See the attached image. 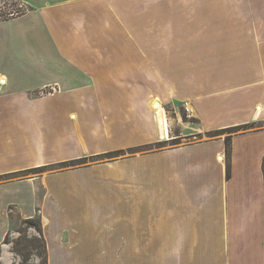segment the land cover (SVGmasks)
Segmentation results:
<instances>
[{
    "label": "crops",
    "instance_id": "crops-1",
    "mask_svg": "<svg viewBox=\"0 0 264 264\" xmlns=\"http://www.w3.org/2000/svg\"><path fill=\"white\" fill-rule=\"evenodd\" d=\"M19 1L0 20V246L8 204L38 203V178L10 175L161 138L156 101L204 132L264 125V0ZM224 140L49 174L46 264H264V126ZM110 199L126 217L107 231Z\"/></svg>",
    "mask_w": 264,
    "mask_h": 264
},
{
    "label": "rangeland",
    "instance_id": "rangeland-1",
    "mask_svg": "<svg viewBox=\"0 0 264 264\" xmlns=\"http://www.w3.org/2000/svg\"><path fill=\"white\" fill-rule=\"evenodd\" d=\"M26 7L23 3L19 0H0V19H9L15 17L17 15V11H24ZM53 91L51 88H45L40 90L34 95H41L46 94ZM188 103V102H187ZM184 104V103H183ZM179 106L174 111V108H165L164 112L167 117V125L170 138L166 140H162V138H157V140H153L150 142H140L138 145L129 148L128 150H121V151H110L106 152L105 154H101L98 156H91L88 155L86 158H82L79 160H71L66 161L61 164H52L38 169H31L25 171L23 173H19L15 175H10V180L13 178H21V179H30L34 180L35 177V194L38 199V203L35 206V210L33 211L32 219L26 218L21 215L18 211V208L14 204H8V219L9 224L7 226V233L5 239H3V244L0 246V255L3 256V263L4 264H46V252L43 243V237L41 232L37 231V224L41 223L40 220V202L43 198V194L45 189L48 187L49 183L52 186H57L58 182L55 178L50 179L48 175L54 171H61V170H78L79 168L88 167L97 165L104 161H111L117 157L122 156H130L137 153H147L152 151L158 150H168L170 148H174L177 146H182L183 144H187L194 141L209 139L211 137H223L225 140L228 137L229 140L224 143L226 147V151L228 152L229 143L231 137L235 134H239L248 130L256 129L257 127H261L264 125H259L257 127H241L226 129L224 131H219L215 133L214 131L211 132H204L201 127L199 126V121L193 115L191 109H189L188 104L186 105V109L184 105ZM190 113V114H189ZM155 127L156 137H159L157 134V127L155 120H153V124ZM263 139V138H262ZM263 171H264V158H263ZM15 176V177H13ZM40 177V178H39ZM28 194L27 192H23V195H18L20 202H24V204L28 201ZM111 200V199H110ZM112 204V200L109 202L103 203V205L99 204V207L96 209V212H101L99 224L103 230L107 228V231H110V228L116 227V225L121 226L125 225V210L123 212V207L126 206L122 204V212H119L112 217L109 215L110 207ZM123 214L124 218L121 217ZM113 236V234H112ZM124 240V235H123ZM177 240V238H176ZM173 244V243H172ZM171 245V244H170ZM176 261V252H166L164 254V261L161 264H175ZM1 264V262H0Z\"/></svg>",
    "mask_w": 264,
    "mask_h": 264
},
{
    "label": "bare ground",
    "instance_id": "bare-ground-1",
    "mask_svg": "<svg viewBox=\"0 0 264 264\" xmlns=\"http://www.w3.org/2000/svg\"><path fill=\"white\" fill-rule=\"evenodd\" d=\"M156 111H157V129L159 136L163 139L170 138L168 133V125H167V119L163 112V109L161 108L160 104L157 103L155 105Z\"/></svg>",
    "mask_w": 264,
    "mask_h": 264
},
{
    "label": "trees",
    "instance_id": "trees-1",
    "mask_svg": "<svg viewBox=\"0 0 264 264\" xmlns=\"http://www.w3.org/2000/svg\"><path fill=\"white\" fill-rule=\"evenodd\" d=\"M24 11H25V10H24ZM24 11H17L15 15H19V14H21V13L24 12ZM0 20H3V19H0ZM243 126H245V127H249L250 124H242V125H240V126H236V127H234V128L239 129V128L243 127ZM231 128H232V127H228V128H225V129H220V130L215 131V133H217V132H219V131H224V130H226V129H231ZM232 129H233V128H232ZM228 140H229V138L227 137L225 141L227 142ZM225 144H227V143H225ZM227 146H228V145H227ZM227 146H226V147H227ZM38 168H39V167L34 168V169H38ZM39 169H40V168H39ZM29 219H32V218H29ZM36 226H37V231L41 232L40 224H37Z\"/></svg>",
    "mask_w": 264,
    "mask_h": 264
},
{
    "label": "built area",
    "instance_id": "built-area-1",
    "mask_svg": "<svg viewBox=\"0 0 264 264\" xmlns=\"http://www.w3.org/2000/svg\"><path fill=\"white\" fill-rule=\"evenodd\" d=\"M188 103L187 102H184V108L186 109V105H187ZM187 110V109H186ZM188 111V110H187ZM189 112V111H188ZM190 114V113H189Z\"/></svg>",
    "mask_w": 264,
    "mask_h": 264
},
{
    "label": "water",
    "instance_id": "water-1",
    "mask_svg": "<svg viewBox=\"0 0 264 264\" xmlns=\"http://www.w3.org/2000/svg\"><path fill=\"white\" fill-rule=\"evenodd\" d=\"M158 103V101H156L155 103H154V105H156Z\"/></svg>",
    "mask_w": 264,
    "mask_h": 264
}]
</instances>
